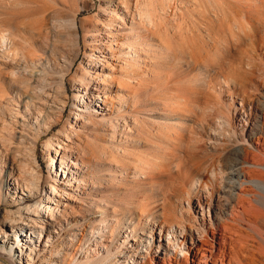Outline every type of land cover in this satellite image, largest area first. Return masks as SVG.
I'll return each instance as SVG.
<instances>
[{"label": "bare ground", "instance_id": "bare-ground-1", "mask_svg": "<svg viewBox=\"0 0 264 264\" xmlns=\"http://www.w3.org/2000/svg\"><path fill=\"white\" fill-rule=\"evenodd\" d=\"M169 1L184 42L163 46L170 86L155 99L172 118L155 119L144 99L133 100L138 88L131 90L130 103L115 107L107 75L96 70L101 61L95 57L96 37L86 29L92 60L70 79L75 124L67 121L46 143L64 169L48 178L46 202L31 204L41 190L38 172L17 167L10 149L0 146V166L17 176L15 183L7 181L14 197L3 194L0 177V200L28 202L18 212L0 214V251H13L22 242L31 251L28 264H264V0ZM159 7L164 16L157 22L151 1L144 7L146 20L158 29L168 11ZM63 9L45 0H0V58L12 65L11 78L25 85L15 93L29 115L18 111L9 121L1 112L0 134L11 131L6 141L18 138V149L27 147L31 156L63 117L55 106L64 104L76 60L71 52L81 49L79 12L63 14ZM139 47L127 36L135 65L119 60L126 84L140 65ZM83 87L85 96L97 92L89 102ZM4 100L17 103L0 89V111ZM131 126L137 129L135 140L124 137ZM137 144L143 153H136ZM201 150L207 159L193 161ZM47 161L52 168L55 157L48 155ZM65 184L72 201L78 193V210L61 209L52 197L65 194ZM25 222L32 225L20 226ZM7 223L11 230L2 226ZM37 233L44 251L31 238Z\"/></svg>", "mask_w": 264, "mask_h": 264}, {"label": "rangeland", "instance_id": "rangeland-1", "mask_svg": "<svg viewBox=\"0 0 264 264\" xmlns=\"http://www.w3.org/2000/svg\"><path fill=\"white\" fill-rule=\"evenodd\" d=\"M15 1H19V0H15ZM46 1L50 4L58 6L61 9H63L62 7H64L63 14H66L67 12H70V11H78L79 20L83 26V29L81 28V37H82L81 38V49L80 50L76 49L77 51L74 52L73 50V52H71L72 54L71 56L75 58L76 60H75V65L73 67V72L67 75V79H66L67 91L65 92V94L62 95V101H64V104L63 105L57 104V106H55L57 112H59V109H62V112H63V117L60 118L59 123L55 126V128L51 132H49L48 135H45L42 138L38 147L35 150V153L32 156L28 152L27 147L26 149H18V141H19L18 138L12 139L13 141L11 142L6 141V138L9 137L11 131L10 133L3 132L0 134V137H1L0 146L3 145L6 149H10L9 151H10L11 156L9 157H11V159L16 158L14 159L16 162L15 163L16 166L17 165L19 167L21 166L25 170L29 169L28 172L33 171L35 169V172H38L39 174V179L41 182V185H40L41 190H40V193L36 195V199H34L31 202V204L33 205L40 199L43 202H46V195L48 193L50 194V187H49L50 184H48V178L52 176L54 172L59 171V173L61 174L62 173L61 170H64L61 167L62 164L60 162V157L58 156L56 157L53 151H46V143L49 139H53L54 135L58 132V130H61L63 128V126L66 124L67 121L71 123V126H74L75 124V120L71 116V109L73 108L72 106L74 104L77 105V103L74 99L75 92L73 91L75 85L72 83L70 79L71 77H75V74L78 71V68H80L81 64L86 67L87 64H90V60H92V58L90 57L91 51L88 49L87 44L85 43L86 29L92 30L93 36L96 37V39L95 38L94 39L97 42L96 44H94V46L96 47L98 46L99 51L96 50L95 57L96 58L99 57V59H101L100 64L98 65V67H96V70L98 74L107 75L108 77L107 83L109 84L108 86H110L109 95H110L111 101H113L114 104L116 105L115 107L120 108L122 106H125L126 103H130L131 99L128 98V96L129 95L132 96V94H134V91H131V90L138 88L139 90L136 92L137 97L134 96L132 99L133 100L137 98L138 100L144 99L146 101L145 104L146 105L149 104L150 109L153 112L152 116L155 119L159 118L160 116H166V117L173 116V114H171L169 110L164 111L162 104H160V102L155 99L156 97H161V93L162 95L166 94V92L165 91L163 92V90H166L170 86L169 81H170L171 73L168 72L170 76L169 75L165 76V74H168V73H165L166 66L164 65L167 63L166 59L168 57V51L167 49L164 50L163 46L166 48L167 44H169L170 42L174 43V41L179 46H181L184 42L183 37H180V34L178 33L179 32L177 28L178 23H177L176 18L174 17L175 12H172L171 8L168 6L171 4V1L169 0H55V3H54V0H45V2ZM147 1H151L154 11L156 12L155 15L153 14L154 21L156 22L161 18L159 16L161 15L164 16L161 10L162 8L159 6H161V4L165 5L168 11L166 15V21L163 27L158 29L154 26V24H151L148 20H146L147 18H145V15H144V7ZM27 5L29 7L35 6L34 3L32 4L28 3ZM178 22L182 23L179 18H178ZM127 36H132L136 42H139V46H141L139 47V52H138L141 58V62H140V65H138L137 67L136 66L133 67L134 69H133V74H132V81L130 82V84H126L124 82V79H126V77L124 75V72H122L121 70L122 63L121 61H119V60H122L121 58H123L124 61L127 62L128 67L135 65L132 57L130 58L128 54V51H129L128 48H126ZM138 36H144L145 40L144 41L140 40ZM88 40H91V39L89 38ZM115 44H117V46L119 47L117 48L113 46ZM111 46L113 47V49H111ZM8 62H9L8 59L0 58V72L4 74L3 78L0 80V89H3L6 91L7 94L9 93L12 96H14L17 101L16 103L17 105L16 104L14 105L13 103L8 102L7 100H4L2 102L3 110H1L0 113L1 112L3 114L5 113V115L10 116V117L8 118V117H4L3 115H0L1 117L0 118L1 119L0 129L1 130H2L1 124L3 123L2 120L4 119V120L10 121V118L15 117L18 111L21 112L27 119L29 116V115L27 116L26 109H24L25 106L22 104V102L20 101V98L16 96V93H15V91H20L21 93L24 92L25 85L11 78L12 65L9 64ZM161 70H164V72ZM182 77H183L182 75L174 76V78H176L180 82L183 81ZM99 81L100 80L98 79L97 83ZM79 87H82V86H79ZM84 89L85 88L83 87V92H81V95H84L86 93V90ZM177 92H179V89ZM180 92L182 93V89H180ZM180 92L177 94H180ZM93 94H97V92L93 91L90 93L89 91L88 95L86 96L84 95V97H86L85 102H89L90 97ZM177 102H179V99L178 101H175V103L177 106L181 104V102L179 103ZM100 106L101 108L102 107L105 108L102 105ZM13 108L15 109V111ZM12 109L14 113L12 112ZM74 112L76 111L74 110ZM171 121L174 122V120L172 119ZM32 122L34 123L36 121L33 119ZM78 124L81 125L82 122L79 121ZM20 128L21 126L20 127L18 126V130H20ZM119 130H123L124 132V127L122 124L119 127ZM129 130H128V133L130 137L129 136L127 137L125 134H124V137L130 140L131 139L135 140L137 137L136 127L131 126ZM145 136L146 135H144V137ZM17 137H19V134H17ZM65 140L66 139L63 138V141ZM141 142H144V141L142 140ZM65 143L67 142L65 141ZM125 146L126 144L123 143V147ZM123 147L120 150L122 151L126 150V148H123ZM134 148L137 154H141L145 151L142 144H137L136 146H134ZM209 150H211V148ZM48 155H52L55 157V163L53 164L52 168H49V162L47 161ZM208 156L209 155L207 152H204L201 150V152L199 151V154L197 155V157L196 158L194 157L193 161L204 160V159H207ZM32 158L34 159L36 163L35 162L32 163L33 162ZM66 166L67 168L70 167V165H68V162ZM0 170H3V174H1L0 172L1 179L2 180L4 179L3 180L4 185L2 187L3 194L5 195L9 194L11 196L13 195L14 197L15 190L13 191V193L7 191L8 190L7 181L11 183H15L14 178L17 176L12 175L9 168H6V167L2 168V166H0ZM21 185H22V182H21ZM63 187H64V191L66 192L65 194L62 192H58L59 194L55 193V195H52V197H55V200L57 202L61 201V209H64V205H68L69 210H71L72 206L77 207V210H78L80 207V203H81L79 200L80 197L78 193L76 192L75 194L76 200L72 201V199L70 198L71 190L69 186H66L65 184L63 185ZM23 191H24V188H23ZM20 192L21 191L19 190L17 194ZM72 198L74 199V197ZM195 204H198L197 201H195ZM27 205H28V202H20V204L16 206V204L13 205L12 203H6L0 200V214H5L8 211L18 212L20 209L26 207ZM201 217L202 215H199L198 219L200 220ZM73 220H76V218L75 219L71 217L68 218V221L70 222ZM87 221L88 220L86 218L85 220L84 219L82 220L83 223H86ZM26 225L30 226L32 225V223L25 222V223H22L20 226H26ZM63 225H65L66 227L67 223L63 222ZM2 226H4L6 230L10 229V224L8 223L3 224ZM29 228L31 230H34V228L32 227H29ZM38 230H43V229L38 228ZM56 230L58 232H61V229L59 227ZM68 230L69 228H67L66 231ZM22 234H23V237H25L26 232ZM55 236H57V234H55ZM34 237H31V238L35 241L36 249L44 251L46 246L38 242L40 240V234L38 235L37 233L35 234ZM17 243L18 244L13 245L14 247L13 251L6 252V253H3L2 251H0V264H28V262L30 261V258L26 255L31 254L30 253L31 251H29L26 248L23 249L24 246H27L24 243L22 242H17ZM56 245H58V243H56ZM21 249H23L24 252H21Z\"/></svg>", "mask_w": 264, "mask_h": 264}]
</instances>
